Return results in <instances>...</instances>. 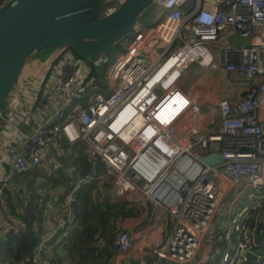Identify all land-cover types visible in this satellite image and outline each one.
<instances>
[{
  "label": "built area",
  "instance_id": "1",
  "mask_svg": "<svg viewBox=\"0 0 264 264\" xmlns=\"http://www.w3.org/2000/svg\"><path fill=\"white\" fill-rule=\"evenodd\" d=\"M152 4L165 10L162 17L134 27L104 68L65 47L38 57L39 72L26 68L13 84L0 113V242L27 229L11 208L20 194L13 179L24 173L53 179L34 185L37 241L6 264H62L57 252L76 226L78 187L104 178L109 199L137 192L170 215L147 264L197 260L208 235L221 264H264V234L257 238L264 222V122L257 116L264 107V0ZM226 26L249 43H217ZM207 43L221 51L222 69L253 79L239 99H217L213 120L177 80L188 61L219 66ZM191 47L202 51L189 53ZM78 150L88 161L84 174L64 162ZM224 215L229 226L222 234L215 222ZM116 243L125 251L128 233L121 230Z\"/></svg>",
  "mask_w": 264,
  "mask_h": 264
},
{
  "label": "water",
  "instance_id": "2",
  "mask_svg": "<svg viewBox=\"0 0 264 264\" xmlns=\"http://www.w3.org/2000/svg\"><path fill=\"white\" fill-rule=\"evenodd\" d=\"M152 0H5L0 3V113L31 58L70 47L94 59L133 31ZM117 250V243L114 245ZM246 257L252 254L245 253Z\"/></svg>",
  "mask_w": 264,
  "mask_h": 264
},
{
  "label": "trees",
  "instance_id": "3",
  "mask_svg": "<svg viewBox=\"0 0 264 264\" xmlns=\"http://www.w3.org/2000/svg\"><path fill=\"white\" fill-rule=\"evenodd\" d=\"M65 164H72L78 168L82 174L89 172V165L86 155L79 150L76 156H69L64 160ZM79 164V165H78ZM102 163L98 162L97 167ZM34 175V173L19 174L16 177L21 179L24 176ZM47 180L53 176L44 173ZM33 179L28 178L26 193L27 203L22 204V196L18 195L16 210L12 206V211L22 218L27 225V229L21 233H9L7 240L0 242V264H6L4 260L11 255L17 258L29 250L37 241V233L40 225L37 224V231L32 228V223L38 221L37 207L35 201V189L32 185ZM107 184L98 185L96 180L90 179L82 183L77 190V202L75 210L76 226L69 233L65 242L58 249V261L62 264H142L139 259L121 258L119 263H114L113 258L117 254L114 250L117 234L123 230L121 221L138 213V209L129 206L126 199L111 200L104 194ZM261 229L257 232V238L264 234V222L258 224ZM35 231V232H34ZM222 244L216 239L215 244ZM160 264H174L166 260H161ZM185 264H221L219 253L211 252L201 261L192 260Z\"/></svg>",
  "mask_w": 264,
  "mask_h": 264
},
{
  "label": "crops",
  "instance_id": "4",
  "mask_svg": "<svg viewBox=\"0 0 264 264\" xmlns=\"http://www.w3.org/2000/svg\"><path fill=\"white\" fill-rule=\"evenodd\" d=\"M249 41V37L237 35L229 26L222 29L216 38L217 43L229 45H242ZM205 46L219 66L209 68L196 60L188 61L186 66L180 70L177 80L181 89L189 93L213 120L217 117V99L221 97H225L229 101L239 99L244 90L253 83V79L244 78L237 73L222 69L220 65L223 61L221 51L213 43H207ZM257 116L264 122V107L257 109ZM104 184H107L104 188L105 192L110 184L109 178H104L100 186ZM229 198L230 195L226 200ZM125 199L129 201V206L138 209V213L128 216L120 222L123 230L129 235V245L125 251H117L113 261L119 263L121 258H137L142 264H147L148 260L152 258L150 250L152 241L163 239L166 236L171 217L166 210H156L150 202H142L137 192H131ZM209 249L212 250L208 248L204 258L211 252L207 254Z\"/></svg>",
  "mask_w": 264,
  "mask_h": 264
},
{
  "label": "rangeland",
  "instance_id": "5",
  "mask_svg": "<svg viewBox=\"0 0 264 264\" xmlns=\"http://www.w3.org/2000/svg\"><path fill=\"white\" fill-rule=\"evenodd\" d=\"M164 11L165 10L161 6H158L156 4H151L140 15L139 20L137 21V23L134 26L137 27V26H144V25H152V24H154L155 22H157L162 17V15L164 14ZM130 35H131V33L126 34L121 39V41L118 42L115 45V47L111 51H109V52H107L105 54H102V55H100L97 58L90 59V62L92 64L96 63L100 68H104L105 66H107V64L122 50V48H123V46H122L123 42L125 40H127ZM64 48L65 47L59 48L58 53L61 50H63ZM156 50L157 51H160V48H156ZM45 53H48V52L47 51L42 52L40 55H37V56H34L33 58H31V64L36 59H38V57H40L41 55H44ZM53 61L58 62L59 61V57L57 56ZM35 63H36V61H35ZM31 64H28V67L27 66H24V68L26 67L28 69L27 71L30 72V73H35V74L38 73L39 72V69H40L39 66H33V67H31L32 66ZM24 68H23V70H24ZM23 70L21 71V73L24 72ZM39 175H41V173ZM39 175H36V173H34V175H29L28 177L27 176H24L21 179H18V177H15L13 179L14 187L17 188V189H19L20 194L23 196L26 193V186H27L28 178H31L34 181H36V182H33L32 183L33 186L36 185V184L37 185H40V184L48 183L49 180H47L45 176H44V179H41L39 177ZM63 184H64V182L62 181V183L60 185L63 186ZM243 200H244V195H242V197H241V201H243ZM38 222H39V218H38ZM215 223H216L218 229L222 232V234H224L225 231L228 229V226H229V216L224 215L223 216V221H216ZM214 237H212L211 235H208L206 237V239L203 241V244L201 245L202 248L200 247L201 250L199 251L198 258H197L198 261H201V260H204L205 259L204 258V255H205L206 250L208 248L212 247L214 251L219 250L217 247L212 246V242H213L212 240L214 239ZM219 243L220 242L218 241V245H220ZM220 246H222V244ZM203 247H204V249H203ZM210 251L211 250L209 249L208 252H207V254ZM10 256L11 255H9L8 257H10Z\"/></svg>",
  "mask_w": 264,
  "mask_h": 264
},
{
  "label": "bare ground",
  "instance_id": "6",
  "mask_svg": "<svg viewBox=\"0 0 264 264\" xmlns=\"http://www.w3.org/2000/svg\"><path fill=\"white\" fill-rule=\"evenodd\" d=\"M188 51H189V53L195 54L197 51H202V50L199 47H191ZM188 51H184L182 53L180 52V56L182 55V57H183V54H185V52L188 53ZM177 55L178 54L174 55V53H173L169 60L173 59L175 56L177 58Z\"/></svg>",
  "mask_w": 264,
  "mask_h": 264
},
{
  "label": "flooded vegetation",
  "instance_id": "7",
  "mask_svg": "<svg viewBox=\"0 0 264 264\" xmlns=\"http://www.w3.org/2000/svg\"><path fill=\"white\" fill-rule=\"evenodd\" d=\"M36 61V60H35ZM35 61L31 64V65H33L34 66V63H35ZM25 70H26V67L24 68ZM23 70V69H22Z\"/></svg>",
  "mask_w": 264,
  "mask_h": 264
}]
</instances>
